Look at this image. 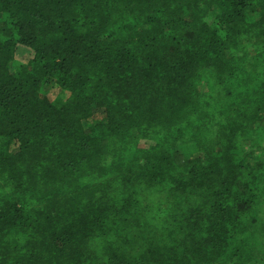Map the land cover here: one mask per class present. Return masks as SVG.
Here are the masks:
<instances>
[{"label":"trees","instance_id":"16d2710c","mask_svg":"<svg viewBox=\"0 0 264 264\" xmlns=\"http://www.w3.org/2000/svg\"><path fill=\"white\" fill-rule=\"evenodd\" d=\"M0 264H264V0H0Z\"/></svg>","mask_w":264,"mask_h":264},{"label":"rangeland","instance_id":"374dc122","mask_svg":"<svg viewBox=\"0 0 264 264\" xmlns=\"http://www.w3.org/2000/svg\"><path fill=\"white\" fill-rule=\"evenodd\" d=\"M48 95L53 102H60L65 97V93L60 92L58 89L51 90ZM244 148V152L249 154V156H252L253 158L259 156L258 152L255 151L253 146L248 145Z\"/></svg>","mask_w":264,"mask_h":264}]
</instances>
